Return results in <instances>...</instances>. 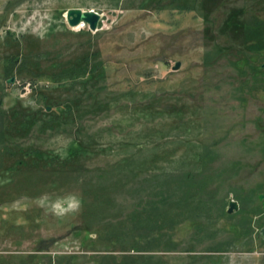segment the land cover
Segmentation results:
<instances>
[{
	"label": "rangeland",
	"instance_id": "1",
	"mask_svg": "<svg viewBox=\"0 0 264 264\" xmlns=\"http://www.w3.org/2000/svg\"><path fill=\"white\" fill-rule=\"evenodd\" d=\"M263 64L264 0H0V264H264Z\"/></svg>",
	"mask_w": 264,
	"mask_h": 264
},
{
	"label": "water",
	"instance_id": "2",
	"mask_svg": "<svg viewBox=\"0 0 264 264\" xmlns=\"http://www.w3.org/2000/svg\"><path fill=\"white\" fill-rule=\"evenodd\" d=\"M66 19L69 26L72 28L79 27L82 24H87L92 32H96L98 31V26L101 22L102 16L101 14L92 10L85 11L82 9H70L67 12ZM180 67L181 62H176L173 70L176 71L180 69ZM262 67L264 68V64ZM14 81V78H12L9 80V83H14ZM259 200L262 202L264 207V194H259ZM228 201L229 204L227 208V213L231 215L239 210V204L231 198ZM260 237L264 239V229L261 230Z\"/></svg>",
	"mask_w": 264,
	"mask_h": 264
},
{
	"label": "clouds",
	"instance_id": "3",
	"mask_svg": "<svg viewBox=\"0 0 264 264\" xmlns=\"http://www.w3.org/2000/svg\"><path fill=\"white\" fill-rule=\"evenodd\" d=\"M58 207H59L58 204L53 206L54 209H55V208H58ZM78 207H79L78 204L69 205V208L72 209V210H78Z\"/></svg>",
	"mask_w": 264,
	"mask_h": 264
},
{
	"label": "trees",
	"instance_id": "4",
	"mask_svg": "<svg viewBox=\"0 0 264 264\" xmlns=\"http://www.w3.org/2000/svg\"><path fill=\"white\" fill-rule=\"evenodd\" d=\"M182 10V9H181ZM0 104H1V101H0ZM1 113H3V112H1ZM1 116L2 117H4V115L3 114H1ZM24 162V161H23ZM25 165V164H24ZM20 167H24L23 165L22 166H20ZM99 202V201H98Z\"/></svg>",
	"mask_w": 264,
	"mask_h": 264
}]
</instances>
